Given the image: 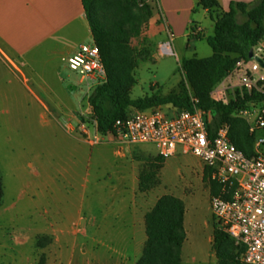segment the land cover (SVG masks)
Listing matches in <instances>:
<instances>
[{"label": "rangeland", "instance_id": "obj_1", "mask_svg": "<svg viewBox=\"0 0 264 264\" xmlns=\"http://www.w3.org/2000/svg\"><path fill=\"white\" fill-rule=\"evenodd\" d=\"M179 1L181 15L188 14L190 21L209 23L196 0L190 11L183 7L184 0ZM146 3L154 8L155 2L147 0ZM146 27L130 39L137 65L129 96L137 98L156 91L162 95L181 94L186 88L189 98L196 97L184 75L182 61L193 54L204 57L211 53L206 36L212 33V27H208L206 36L198 33L170 39L162 33L154 40L147 35ZM82 40L92 43L89 34ZM165 41L171 45V53L160 50L159 42ZM78 42L79 39L73 37L69 44L73 46ZM29 64L16 63L23 73L12 64L9 65L15 69L13 72L0 65V178L3 185L0 264L8 261H12L11 264H93L94 255L97 261L117 264L123 253L129 256L124 250L130 251L132 247L138 256L145 239L143 227L138 230L133 245L129 237L107 235H63L56 242L54 236L36 235L34 230L26 229L30 228L27 224L46 212L49 215L59 212L68 218L76 213L80 203L84 216H94L99 221L106 211L104 219L116 220L119 225L121 219L130 214L126 205L130 207L132 180L136 182L135 204L142 205L136 204L137 208L148 210L163 194L182 200L185 239L181 246V264H218L212 247L214 222L209 206L210 183L203 162L194 155L182 153L179 148L160 160L155 147L149 143L119 145L111 138L88 143L79 132L77 122L80 116L88 120L86 96L93 88L85 92V87L78 82L79 74L70 70L60 56L48 57L42 53L35 63ZM231 70L212 87V97L225 102L235 97L236 78ZM68 83L76 85L73 92L67 88ZM223 86L227 88L222 90ZM68 119L70 129L66 128ZM142 172L153 176L146 188L138 186ZM45 174L54 179L52 190L45 186ZM42 193L47 195L46 203L42 201ZM118 197L124 198V203L119 205L124 211L116 217L118 213L114 211L118 205L109 203Z\"/></svg>", "mask_w": 264, "mask_h": 264}, {"label": "trees", "instance_id": "obj_2", "mask_svg": "<svg viewBox=\"0 0 264 264\" xmlns=\"http://www.w3.org/2000/svg\"><path fill=\"white\" fill-rule=\"evenodd\" d=\"M81 4L105 70V79L96 84L87 97L88 120L80 116L81 121L95 118L98 132L105 135L116 119L125 117L132 109L159 105L191 108L186 88L181 94L162 95L156 91L137 98L129 96L137 65L130 39L140 34L152 16L148 3L138 6L135 0H81ZM196 4L206 9L212 20V33L206 36L212 54L185 58L182 61L184 75L198 99V106L212 111V125L226 123L230 140L245 154H250L254 137L248 133L246 122L234 113L249 100L264 102V93H244L242 97L237 95L225 102L212 97L210 92L238 58L248 59V50L264 37V0H230L224 11L218 0H196ZM159 158L163 157L159 155ZM204 170L208 179L209 170L206 167ZM140 177L139 188H146L147 182L153 179L147 172H142ZM209 183L210 193L215 192V182ZM2 193L0 178V202ZM183 215L184 205L180 198L172 194L159 196L144 213L145 240L134 264H181V246L185 239ZM212 247L218 264H242L238 261L242 248L215 226Z\"/></svg>", "mask_w": 264, "mask_h": 264}, {"label": "built area", "instance_id": "obj_3", "mask_svg": "<svg viewBox=\"0 0 264 264\" xmlns=\"http://www.w3.org/2000/svg\"><path fill=\"white\" fill-rule=\"evenodd\" d=\"M135 1L142 6L147 0ZM201 31L195 27L192 34ZM164 45H160L162 53H171L170 46L166 49ZM252 55L264 63V37L252 47ZM66 65L79 74L78 82L85 92L105 79L101 56L93 42L80 44L66 58ZM231 74L236 78L233 99L244 93H264V66L254 58H238ZM190 103V109L171 105L132 109L116 119L105 135L98 132L93 117L86 122L79 120L77 128L90 144L111 138L119 145L152 144L163 158L178 148L198 157L209 170V181L216 184V191L209 196L214 226L242 248L239 259L243 264H264V102L252 99L235 109V115L246 122L248 133L254 137L250 154L230 140L226 123L212 125V111L199 107L196 97H191ZM68 121L66 128L70 129Z\"/></svg>", "mask_w": 264, "mask_h": 264}, {"label": "crops", "instance_id": "obj_4", "mask_svg": "<svg viewBox=\"0 0 264 264\" xmlns=\"http://www.w3.org/2000/svg\"><path fill=\"white\" fill-rule=\"evenodd\" d=\"M184 1L183 7L190 11L193 0ZM229 1L222 0L219 2L220 9L227 10ZM148 2H155L154 8H152V16L149 18L146 27L147 35L153 40L160 37L162 33L168 36L171 34L170 39L176 36L188 37L189 34L193 35L189 31L195 27L201 28V34L206 36L208 27H212V20L209 18L206 9L200 8L203 18L208 19L209 23L201 24L200 21H190L188 14H180L182 7L179 0H148ZM87 34L91 36L81 0H0V65L5 67L8 72L15 70L9 65L12 64L23 73L16 63L21 66L30 65L29 63H35L42 56V53L48 57L60 56L63 62H66V58L74 53L80 44L84 43L82 39ZM73 37L79 39V42L71 46L69 43ZM166 42L168 41L159 42V46ZM190 50L194 51V48L190 47ZM211 54L212 51L204 57ZM193 56L197 55L193 54ZM37 99L44 108L47 107L41 99L38 97ZM44 178L45 186L52 190L55 187L54 179L48 174H45ZM132 178L135 177L132 176ZM130 189V207L126 205L130 214L127 218L121 219L119 225L116 220L107 222L104 219L106 211L99 221L94 216H84L83 207L80 203L76 213L68 218H64L59 212L51 215L46 212L39 219L27 224L30 228L26 229L34 230L36 235L54 236L56 242L63 235L77 234L82 237L107 235L129 237L133 245L138 230H141L142 227L144 230L145 210L135 207L137 203L135 204L136 182L134 180H132ZM48 195L51 196L52 192L49 191ZM46 196V193H42V201L45 203ZM123 203V197L110 201V206L118 205L114 211L115 214L118 213L115 215L116 217L119 216V212L124 211L123 207H119ZM137 205L142 206L140 203ZM138 211H140V215H137ZM10 219L13 220V215L10 216ZM44 245L42 244V246ZM136 251L134 247L130 251L124 250V252H129V256H127L128 253H123L117 264H134L137 258ZM94 256L93 264H112L109 261H97ZM11 263L12 261L7 262V264Z\"/></svg>", "mask_w": 264, "mask_h": 264}, {"label": "water", "instance_id": "obj_5", "mask_svg": "<svg viewBox=\"0 0 264 264\" xmlns=\"http://www.w3.org/2000/svg\"><path fill=\"white\" fill-rule=\"evenodd\" d=\"M247 57H248L249 59L254 58L255 60H257V61L261 64V66H264L263 61H262L259 57H253V55H252V48H250V49L248 50V52H247ZM67 88H68L71 92H73V91L76 89V85H74L73 83H68V84H67Z\"/></svg>", "mask_w": 264, "mask_h": 264}, {"label": "bare ground", "instance_id": "obj_6", "mask_svg": "<svg viewBox=\"0 0 264 264\" xmlns=\"http://www.w3.org/2000/svg\"><path fill=\"white\" fill-rule=\"evenodd\" d=\"M165 47H166V49H169V46H168V44L167 43H165V45H164Z\"/></svg>", "mask_w": 264, "mask_h": 264}]
</instances>
